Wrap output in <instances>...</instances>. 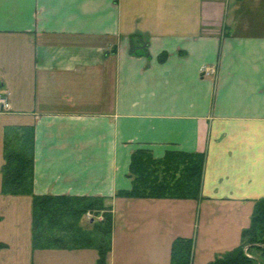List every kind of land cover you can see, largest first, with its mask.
<instances>
[{
  "label": "crops",
  "instance_id": "obj_1",
  "mask_svg": "<svg viewBox=\"0 0 264 264\" xmlns=\"http://www.w3.org/2000/svg\"><path fill=\"white\" fill-rule=\"evenodd\" d=\"M0 90L11 105L0 110L6 207L32 197L2 193L5 131L32 126L34 193L112 206L106 264H170L201 216L206 243L196 235L193 256L216 252L199 264L240 244L264 197V0H0ZM142 147L205 151L201 197L118 196ZM24 224L0 237L2 259ZM31 227L30 264L88 250L96 264L93 248L33 249Z\"/></svg>",
  "mask_w": 264,
  "mask_h": 264
},
{
  "label": "trees",
  "instance_id": "obj_2",
  "mask_svg": "<svg viewBox=\"0 0 264 264\" xmlns=\"http://www.w3.org/2000/svg\"><path fill=\"white\" fill-rule=\"evenodd\" d=\"M131 52L136 53L133 43ZM166 56L163 52L159 59L164 61ZM12 129L20 130L19 136L12 135ZM33 141L32 126L7 128L2 166L3 193L32 196V248H94L98 251L96 264H106L112 248V206L101 195L34 193ZM205 159V151L168 150L162 157H155L151 149L137 148L132 152L129 167L132 186L119 190L117 195L199 199ZM88 212L103 215L102 219L91 223L90 229L80 225L81 218ZM245 238L254 243L249 249H257L264 261V197L255 202L250 226L242 233V244L209 264H264L256 256L246 253ZM6 246L0 242V249ZM193 246V238H176L172 243L170 264H191Z\"/></svg>",
  "mask_w": 264,
  "mask_h": 264
},
{
  "label": "rangeland",
  "instance_id": "obj_3",
  "mask_svg": "<svg viewBox=\"0 0 264 264\" xmlns=\"http://www.w3.org/2000/svg\"><path fill=\"white\" fill-rule=\"evenodd\" d=\"M17 130L13 131V129H12V131H13L12 135L15 136L17 134L19 136L20 130L19 131H17ZM13 143L16 144V142H13ZM17 144H18V142H17ZM12 195H18V194H12ZM133 198H135V197H133ZM146 198H148V197H146ZM175 199H180V198H175ZM192 199H194V198H192ZM106 203H107V197H106ZM112 210H113V208H112ZM253 212H254V208H253V211L251 214V219H252ZM30 214H31V216H30ZM0 215H4V217H5V220L0 221V237H4L5 239L8 238V236H10L11 233H12L11 236H14L15 233H17V228L15 227V225L19 224L22 221L25 222V224L20 229L21 233H22V237H20L21 239L18 241H15L14 243L11 244L12 249L11 248L7 249L9 251H7L5 253V255H3V257H4L3 259H2V257H0V264H30L33 256L31 257V253H30L28 255V258H29L28 259L26 254L24 253V250L26 253H28V251H29L27 249V245L29 242L28 241V234L29 233L27 232V226L29 227V222L32 225V204L29 203L27 205V204H24L22 202L19 204V201L16 200L10 206L6 207V204L4 205V203L0 201ZM102 216H103L102 213L100 215H96V214H94V212H88L85 215H83V217L81 218L80 225L83 226L84 228L90 229V228H92L91 223L94 220L102 219ZM30 217H31V219H29ZM113 217H114V213H113ZM195 223H196L194 225L195 230H194L193 237H192L193 238V245L195 243L196 235L199 236V239L203 243H206L205 239H203V232H204V228L207 226L204 225L203 216H201L200 221H199V217L198 218L196 217ZM250 223H251V221H250ZM113 228H114V220H113ZM31 233H32V229H31ZM31 236H33V235H31ZM245 240H246V243L244 244V249L246 250V253L248 255L256 256L259 259L260 263L264 262L263 258L260 255L261 253L257 249H253V250L249 249L251 246H253L251 244H254V243H252L249 240V238H245ZM242 242L243 241L241 240L240 244H242ZM7 246H8V244H7ZM6 247H4V248H6ZM4 248H1L0 252H2V250ZM60 249H65V248H60ZM73 249H76V248H73ZM73 249L67 248V250H73ZM202 250H203V247H202ZM202 250L200 248L199 249L200 253L197 252L196 258H194V256H193L194 255V246H193L192 263L191 264H199L200 259H205V258H207L206 255L209 256V255H212V253L216 252V250H213L211 252L209 251V253L205 252V255H204ZM224 253H226V252H222L220 254L218 253L216 256H212V257H214V259H216L218 256H221ZM50 258L52 259V261L48 264H95V257L92 256L91 250L84 251V253H78V254L73 253L70 255H62V256L56 255L54 258L53 257H50ZM213 260H211V261H213ZM201 261H203V260H201ZM211 261H209L207 264H209ZM33 263L34 264H44L41 260L40 255H37V257L35 258Z\"/></svg>",
  "mask_w": 264,
  "mask_h": 264
},
{
  "label": "built area",
  "instance_id": "obj_4",
  "mask_svg": "<svg viewBox=\"0 0 264 264\" xmlns=\"http://www.w3.org/2000/svg\"><path fill=\"white\" fill-rule=\"evenodd\" d=\"M204 72H209L206 68H204ZM10 102L7 98L5 92L0 90V110H10Z\"/></svg>",
  "mask_w": 264,
  "mask_h": 264
}]
</instances>
